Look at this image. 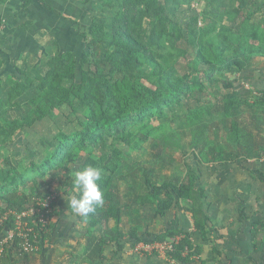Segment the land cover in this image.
Segmentation results:
<instances>
[{
	"label": "trees",
	"instance_id": "16d2710c",
	"mask_svg": "<svg viewBox=\"0 0 264 264\" xmlns=\"http://www.w3.org/2000/svg\"><path fill=\"white\" fill-rule=\"evenodd\" d=\"M9 1L0 0V7ZM17 1L20 2L19 14L33 2ZM83 1L98 2L102 9L101 17L93 14L88 32L82 34L84 48L81 57L71 51L45 57L43 61L47 69L44 73L15 81L6 97L0 95V147H7L18 131L56 116V111L63 107L75 115L69 132L60 130L56 134L54 148L48 147L41 161H31L27 170L35 173L33 177L25 178L17 167L9 166L0 182V224L2 228L13 230L7 242L0 241V264L3 257L10 258L14 264L19 257L23 258V264L29 263L38 251H27L26 241L39 247L40 252L44 250L52 228L40 218L43 215L51 218L57 210L53 200V210L46 214L44 202L53 195L42 189L38 178L53 170L63 174L64 193L70 198L74 194L72 175L76 170L94 165L103 172V206L87 219L78 216L86 223V242L78 244L79 251L93 250L99 264H105L111 260L105 253L111 244H116L118 250L115 254H118L128 242L133 249L143 242V236L136 228L129 232L122 229L126 203L115 175L124 164V151L117 142L126 144L133 152L142 151L148 143L156 148L149 164L134 161L127 167L125 191L133 196L132 214L148 210L155 219L162 218L176 202H181L188 204L195 230L205 241L209 240V231L213 228L206 207V188L191 166H187L188 172L183 180L153 181V167L168 163L166 151L183 147L178 132L167 131L163 123L155 126L153 122L164 119L173 106H182L184 98L196 92L204 93L206 82H223L215 75H224L232 69L243 70L254 57L264 56L262 9H258L263 14L260 18L255 11L238 7V3L254 0H210L201 12L193 9L188 20H183L177 16V9L171 6L176 0ZM188 1L185 3L189 6L202 2ZM38 2L56 11L50 1ZM114 10L111 20L106 19L105 15ZM225 17L229 18V24L222 23ZM23 27H27L26 24ZM1 28L0 17V32ZM193 70L195 73L191 72ZM223 85L232 87L227 81ZM29 91L34 92L27 102L30 111L21 118L12 119L9 111L18 106L17 100ZM216 97L214 104L191 110L185 119V126L191 134L190 147L198 162L209 163L223 157L222 146L214 150L213 157L208 156L209 133L216 120L220 132H225L226 137L236 143L240 160L260 158L264 154V145L257 141L246 120L239 122L236 118H229L228 112L251 108L255 121L262 123L264 92L251 93L248 98ZM216 104L221 111L218 114L214 110ZM109 138L114 147L111 156L97 154L95 150L99 144H106ZM79 151L86 154L80 163ZM256 173L264 181L262 172L256 170ZM141 175L143 183H140ZM29 181L33 182L32 186H28ZM142 184L147 188L145 191L141 189ZM31 209H35V213L21 233L16 226L18 215ZM241 213L244 217V212ZM191 235V232L176 227L148 233L152 243L178 238L165 255L183 264L201 251L199 245L192 243ZM255 237L256 230L253 239ZM145 254L159 255L157 251Z\"/></svg>",
	"mask_w": 264,
	"mask_h": 264
},
{
	"label": "rangeland",
	"instance_id": "374dc122",
	"mask_svg": "<svg viewBox=\"0 0 264 264\" xmlns=\"http://www.w3.org/2000/svg\"><path fill=\"white\" fill-rule=\"evenodd\" d=\"M13 3L0 7V17L2 18V28L0 34V95L6 97L10 85L17 80H25L28 76H36L39 73H44L47 69L43 61L45 57L57 55V47L53 46L52 50L47 47L48 42H43L42 47H37L35 44L40 43V39L33 36L32 33L26 37H19L16 46L19 49H10L9 42L12 41V34H16L19 30L18 27L8 30L6 23L9 19L19 18V8L16 1L10 0ZM210 0H202L201 3H192L188 5V0H176L172 7L177 9V16L183 20H188L193 9L201 12ZM17 3V2H16ZM15 4V5H13ZM180 5V6H179ZM238 7L244 11H255L257 16L261 18L264 14V0H254L250 2L238 3ZM262 9L261 11L258 9ZM117 10V9H116ZM11 13V14H10ZM101 13L99 10L95 13L97 16ZM114 11H110L105 15L106 19L111 20ZM101 17V15H99ZM229 18L225 17L222 23L229 24ZM23 24V23H22ZM21 26V25H20ZM83 32H88L89 28H83ZM79 32V33H82ZM23 32V31H20ZM36 35V34H35ZM49 42H53L52 38L48 37ZM84 40V38H83ZM264 41V38H262ZM84 46V41L80 46H75L77 49L76 56L81 57L80 51ZM42 50V56H40ZM100 52H103L101 47ZM3 53V54H2ZM47 55V56H46ZM5 56V59L3 58ZM193 66V62L190 63ZM94 68V66H93ZM195 73V71H191ZM77 77H80V71H77ZM220 80L231 82L232 87L228 88L220 83H207L204 93H195L191 97H186L183 100L182 106H173L167 115L160 121H154L153 124L157 126L163 123L166 130H173L178 132V138L183 142V147H174L166 151L167 164H158L152 169L151 177L155 182H162L168 179H185L188 172L187 166H191L192 170L199 176V182L202 183L207 190L209 200L213 203L216 202V208L212 209L216 222L223 218L231 221L237 220L238 214L243 210L244 216L247 219V226L256 230V237L253 239L248 237L249 234L239 235V231L233 230L229 233L227 227L223 228L222 225H217L212 231L208 241L203 246L202 257L205 258V264H264V187H261L256 178L252 176L251 170L258 166L256 159L240 160L237 157V145L233 140L226 137L225 132H220L217 120L212 123V128L209 133L210 146L208 148L209 157H213L215 149L218 146L223 147V157L221 160H216L209 163H199L190 147L191 134L190 129L185 126V119L191 110L198 109L204 105L214 104L216 96H239L248 98L251 93L261 94L264 92V56H256L252 59L250 64L243 70L232 69L224 72V75H215ZM33 91L26 92L24 96L17 100L18 106L13 107L9 111V116L12 119L21 118L23 115L30 111V106L27 103L28 99L33 95ZM216 95V96H215ZM216 114L220 113V107L216 104ZM229 118H236L241 122L247 118L251 122V131L256 132L254 126V116L251 108H245L238 112H232ZM75 115L67 107L61 108L56 111V116L42 120L30 128L20 130L13 137L12 142L7 147H0V182L6 175L9 166H15L20 172L24 174L25 178H31L35 175L34 172L28 171L31 161H41L48 152V147H53L56 144V134L63 130L69 132L74 122ZM262 139L264 140V128L261 132ZM109 138L106 144L102 142L97 147L95 152L97 154H106L111 156L113 151V143ZM117 146L124 151L123 161L124 164L119 172L115 175V181L124 196L125 204V221L122 229L129 232L132 228H136L142 234L144 240L141 244H152L148 233L161 232L168 223L172 222V215L181 209V202H176L169 213L162 218H154L150 211H143L141 214H132L131 203L133 196L125 191L126 187V170L127 167L134 161L148 162L154 159V152L156 148L149 143L140 152L130 151L128 146L124 143L117 142ZM81 158L79 163L84 160L86 154L79 151ZM34 155V156H32ZM246 160V161H245ZM147 164V166H148ZM260 167L264 166V162H259ZM76 167V165H75ZM142 168H140L141 170ZM141 172V171H140ZM142 173V172H141ZM64 180L63 174L55 172L54 170L48 173L43 178H38L39 183L44 191L50 192L55 200L54 214L46 222L51 226L50 237L46 239L44 250L40 252L37 247V253L31 258L27 264H98V257L94 252H90L83 258L75 259V251L73 248L77 243H85L86 223L78 218L70 208H68L67 200L69 196L65 195L64 187L62 185ZM140 183H143V176L141 175ZM33 182L29 181L28 186H32ZM142 191L147 188L144 184L141 186ZM132 201V202H131ZM185 206L186 203H182ZM188 206V205H187ZM186 206V207H187ZM183 210V209H182ZM185 210V209H184ZM190 215V214H189ZM31 220L30 214L18 220L16 224L17 229L22 233L26 228V224ZM228 226L230 227V222ZM176 226H180V222L173 221ZM245 224V223H244ZM172 226V225H171ZM249 229H246L248 231ZM261 232H263L261 234ZM209 234V235H210ZM13 235V230L1 227L0 224V241L7 242ZM236 235L244 236L241 243L244 249L238 253H232L231 250H225L221 243L229 244L228 241L232 240L231 236ZM246 236V237H245ZM197 237V236H195ZM194 239L196 240V238ZM199 238V237H198ZM220 240L221 243L218 241ZM200 241V239L198 240ZM197 241V242H198ZM249 244V248L245 247ZM250 250V252H248ZM237 251V250H236ZM117 252V246L112 244L107 247L106 253L110 257V261L105 264H177L168 260L166 255L159 252L158 256L148 259L145 252H135L132 248L131 242L126 243V247L122 252ZM23 258L19 257V261L15 264H23ZM2 264H14V261L8 257H3Z\"/></svg>",
	"mask_w": 264,
	"mask_h": 264
},
{
	"label": "crops",
	"instance_id": "0c3cea01",
	"mask_svg": "<svg viewBox=\"0 0 264 264\" xmlns=\"http://www.w3.org/2000/svg\"><path fill=\"white\" fill-rule=\"evenodd\" d=\"M14 1L17 2V3L15 2V4H17V6L19 8L20 2L17 0H14ZM48 1H50L52 3V5L56 9V11H51V10L45 8L41 3H39L38 0H33L32 4L26 9L25 12H23V14L20 15L19 18H12V19H9L7 21L6 26H7V29L9 31L12 29H15L16 27H18L17 30H19L18 32H16V34L11 35L12 41L9 42V44L11 46L10 49H12V50L19 49L20 46H16V43L18 42L17 39H19V37H26L27 35H30V33H32L33 36H36L40 39V43L35 44L37 47L38 46L42 47V43L45 41V42L49 43V44H47V47H49V50L53 51L52 47L53 46L57 47V53L58 54L63 53L65 51H71L75 54L77 53V49L75 48V46H80L84 41L82 34L85 32H83L84 31L83 28H85V29L89 28L90 23H91V16L93 14L97 13L99 10L101 11V9H102L101 4L98 2H85L83 0H48ZM10 3H13V2L9 1L8 4H10ZM8 4L6 3L5 7ZM15 4H13V5H15ZM28 21H30L31 23H29ZM25 24L27 27H23V26H25ZM20 31H23V32H20ZM81 31H82V33H79ZM0 34H1V32H0ZM48 37L52 38L54 41L49 42ZM83 48H84V46H83ZM83 48H82V50H83ZM82 50L80 51V53H82ZM39 52H41L40 56H42V50H39ZM3 58L5 59V56ZM44 58H45V55H43V60H44ZM253 116H254V113H253ZM244 120H246V122L248 123V126H249L250 131H251V122H249V120L247 118H244L242 121H244ZM253 120H254V126L256 129V132H254V133L252 131L251 132H252V134H254L256 136L257 141L261 145H264V140L262 139V136H261V132L264 128V121H262V123L258 124L255 121V118ZM249 159H256L258 161V166H255V169L251 170V174L253 177L256 178V180L260 184V186L264 187V181H262L261 178L256 173V170H258V171L262 172V174L264 175V166L260 167V165H259L260 161L264 162V154L261 155L260 158H249ZM211 162H213V161H211ZM206 194H207V199H206L207 205H206V207H207L209 214H210V217H211V223L210 224H211V226H213V228H211V230L209 231V234L215 230L214 228L217 225H222L223 228L227 227V229H229L228 230L229 233H232L233 230L237 229L239 231V235L240 234H243V235L249 234L248 237L253 238L254 229L251 228L250 226H247L248 225L247 219L245 218V216L242 217V213L238 214V218L236 221H234L233 218L231 219V221L229 219L227 220V218L225 217V218L218 220L216 222V219L218 218V216H217V218L214 217L213 212H212V209L214 211L218 210L216 208V202L212 203L209 200L207 190H206ZM186 206L181 203V209L172 215V222L170 221V223H168V227H166V229L176 227L178 229L191 232L192 233V235H191L192 243H194L195 245H199L201 248V251L199 254L194 255L192 257V259L188 263H185V264H205V260H204L205 258H203L202 255H203V251L206 250L203 245L204 244L207 245V243H205L206 241L202 238L201 234L195 230L194 220H193V218H192V216H191V214H190V212ZM218 213H219V210L217 211V214ZM178 219L180 222V226L179 225L176 226L175 223H173V221L178 222ZM228 221L232 222V223H230L231 224L230 227L228 226ZM216 223H217V225H216ZM166 229H164V230H166ZM246 229H249V230L246 231ZM263 232H261V234ZM156 233H159V232H156ZM85 235H86V231H85ZM239 235H238V237L236 235L231 236L232 240L228 241L229 244L221 243L220 240L218 242L224 246L225 250H227V251L231 250L232 253H238L239 250L244 249V246L242 245V243L240 241L241 239H244V236H239ZM195 236H197V237H195ZM210 236H211V234L208 235L209 238H210ZM194 237L196 238V240L194 239ZM142 238H143V241H147V240H144V237H142ZM199 239H200V241H198ZM78 244L79 243H77L76 246L73 248V252L75 251V253H76L75 259H77V257L79 259L87 258V257H85L87 255V253L89 254L90 252H94L93 250L85 251L84 249L79 251L78 250V248H79ZM114 245H116V244H114ZM248 246H249V244L246 245L245 247L249 248ZM117 250H118V247H117ZM248 252H250V250H248ZM105 253H106V251H105ZM154 256H158V255L147 256V258L152 259ZM87 259L89 260V258H87ZM167 259L171 260L169 258H167ZM98 261L100 262L99 258H98ZM173 261H174V263H177V264H183L182 262L177 261V260H172V262ZM220 264H223V263H220Z\"/></svg>",
	"mask_w": 264,
	"mask_h": 264
},
{
	"label": "clouds",
	"instance_id": "9594fccd",
	"mask_svg": "<svg viewBox=\"0 0 264 264\" xmlns=\"http://www.w3.org/2000/svg\"><path fill=\"white\" fill-rule=\"evenodd\" d=\"M102 169L86 165L72 175L73 195L67 200L68 208L82 218L87 219L104 204V192L101 188Z\"/></svg>",
	"mask_w": 264,
	"mask_h": 264
},
{
	"label": "built area",
	"instance_id": "2783aa9c",
	"mask_svg": "<svg viewBox=\"0 0 264 264\" xmlns=\"http://www.w3.org/2000/svg\"><path fill=\"white\" fill-rule=\"evenodd\" d=\"M53 196H50V197H48L47 198V200L44 202V206H45V208H46V214H48V213H50V212H52V202H53V200L55 199H53L52 198ZM35 213V209H31L30 211H28V212H24V213H22L21 215H18V220L19 219H22L23 217L25 218L26 216H28L29 214H30V216H32L33 214ZM50 218V217H49ZM49 218L46 216V215H43L42 216V218H40V220L42 221V222H44V223H47L46 222V219L47 220H49ZM17 224H18V221H17ZM29 231L31 230V229H28ZM177 239L178 238H176V239H169V240H167V241H165V242H154V243H152V244H145V243H143V244H138L135 248H134V251L135 252H141V251H150V252H153V251H157L158 253L159 252H162V253H166V251L167 250H169V249H171L172 248V244L175 242V241H177ZM25 249L27 250V251H34V250H37V247L36 246H34L33 244H31L29 241H26V243H25Z\"/></svg>",
	"mask_w": 264,
	"mask_h": 264
}]
</instances>
